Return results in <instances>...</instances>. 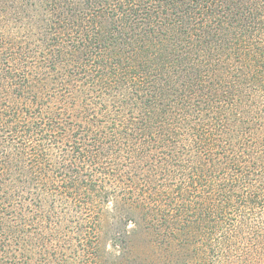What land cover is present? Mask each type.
Segmentation results:
<instances>
[{
  "label": "trees",
  "instance_id": "obj_1",
  "mask_svg": "<svg viewBox=\"0 0 264 264\" xmlns=\"http://www.w3.org/2000/svg\"><path fill=\"white\" fill-rule=\"evenodd\" d=\"M0 264H264V0H0Z\"/></svg>",
  "mask_w": 264,
  "mask_h": 264
}]
</instances>
